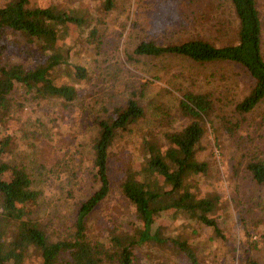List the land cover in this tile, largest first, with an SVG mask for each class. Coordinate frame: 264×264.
<instances>
[{
	"label": "rangeland",
	"instance_id": "obj_1",
	"mask_svg": "<svg viewBox=\"0 0 264 264\" xmlns=\"http://www.w3.org/2000/svg\"><path fill=\"white\" fill-rule=\"evenodd\" d=\"M12 0H0V7ZM263 23L264 0H257ZM55 5L91 17L74 46L71 66L87 70V78H68L79 98L64 106L60 100H35L23 90L12 93L11 107L0 116V148L4 161L29 171L34 189L41 193L39 215L51 239L67 238L80 206L98 189L92 143L97 121L135 98L145 116L122 133L110 149L112 190L88 220V238L103 241L113 228L137 232L134 207L120 191L124 170L136 165L142 139L151 135L164 149L168 132L186 128L191 119L180 113L183 94H208L214 110L204 122L205 135L196 158L209 163V173L194 178L200 197L217 194L222 237L211 228L184 216L161 219L170 237L186 240L198 264H264V186L238 165L250 145L259 110L244 120L242 133L231 137L221 130L224 116L237 119L236 105L248 94L251 79L235 65L197 64L177 56L136 57L142 42L181 44L205 40L216 47L236 44L239 21L229 0H117L111 13L103 0H32L31 7ZM96 30V38L89 36ZM6 62L33 69L44 57L25 37L12 34ZM71 42V41H70ZM242 120V119H241ZM264 148V141L261 142ZM137 161V162H136ZM39 263V258L32 259ZM135 264H191L183 254L148 246L139 249Z\"/></svg>",
	"mask_w": 264,
	"mask_h": 264
},
{
	"label": "trees",
	"instance_id": "obj_2",
	"mask_svg": "<svg viewBox=\"0 0 264 264\" xmlns=\"http://www.w3.org/2000/svg\"><path fill=\"white\" fill-rule=\"evenodd\" d=\"M117 0H103V11L111 13ZM239 21L236 44L216 47L205 40L181 44L142 42L134 51L136 57L177 56L197 64L235 65L250 79L248 94L236 105L237 119L224 116L221 131L239 136L244 120L264 105L263 23L257 0H229ZM32 0H12L0 7V116L10 110V97L23 90L35 100H60L64 106L79 98L77 88L68 78H87V70L71 66L74 46L82 33L91 28V17L78 11H66L55 5L31 7ZM19 34L35 45L44 57L33 69L6 62L9 37ZM89 36L96 38V30ZM71 41V42H70ZM69 73L73 76H69ZM208 94L187 92L180 101V113L191 123L178 132H168L163 148L151 136L142 139L139 163L124 170L120 191L134 207L138 217L137 232L113 228L105 239L91 242L88 220L112 190L109 174L110 149L129 127L144 118V108L135 99L118 107L97 121L98 134L92 143L93 165L99 189L79 208L67 238L51 239L39 215L41 193L34 189L25 167L4 161L0 148V264H135L139 249L148 246L169 248L183 254L191 264H198L193 248L186 240L170 237L160 220L184 216L211 228L222 237L217 194L200 197L192 186L194 178L209 173V163L196 158L205 135L204 122L213 113ZM242 119V120H241ZM255 128L247 134L250 141L238 165L254 181L264 186V109L255 116ZM241 136V135H240ZM137 162V161H136ZM247 264H258L250 260Z\"/></svg>",
	"mask_w": 264,
	"mask_h": 264
}]
</instances>
